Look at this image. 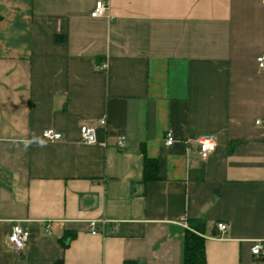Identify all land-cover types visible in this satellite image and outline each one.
Segmentation results:
<instances>
[{"label":"crops","instance_id":"1","mask_svg":"<svg viewBox=\"0 0 264 264\" xmlns=\"http://www.w3.org/2000/svg\"><path fill=\"white\" fill-rule=\"evenodd\" d=\"M0 17V264H184L196 220L206 264L262 262L264 0H0Z\"/></svg>","mask_w":264,"mask_h":264},{"label":"built area","instance_id":"2","mask_svg":"<svg viewBox=\"0 0 264 264\" xmlns=\"http://www.w3.org/2000/svg\"><path fill=\"white\" fill-rule=\"evenodd\" d=\"M108 8L109 6L107 2L98 1L96 3L94 12L91 14V16L92 17L104 16ZM257 64L259 69L264 70V55L257 58ZM105 67L106 66L103 65V68ZM99 124L105 125L106 121L101 120ZM256 124L258 126L264 127V119L257 120ZM80 132L82 136V141L85 144L92 145L97 143L96 129L94 127L82 126ZM42 136L44 140L49 142H57L62 139V135L58 132H55L52 129L45 130ZM173 143H174V138L172 137L171 133H168L167 145L171 146ZM125 144H126V139L124 137L120 138L118 142L119 148H123ZM198 144H199V155L201 156L202 159H207L211 154V152H213L215 149V143L209 139H199ZM102 223L105 224L106 221L103 220ZM90 227L92 229L93 234L97 233L96 230L97 221H91ZM218 229L223 232L227 229V226L225 224H218ZM7 239L15 250L21 251L25 248L26 243L28 242L29 232L26 229H24L20 224L16 223L13 225ZM251 253L253 256L257 258V260L262 261L259 264H264V238L253 241V245L251 247Z\"/></svg>","mask_w":264,"mask_h":264},{"label":"trees","instance_id":"3","mask_svg":"<svg viewBox=\"0 0 264 264\" xmlns=\"http://www.w3.org/2000/svg\"><path fill=\"white\" fill-rule=\"evenodd\" d=\"M1 19V17H0ZM157 161L145 158V180H155L158 178L156 172ZM184 241V264H206L204 225L200 220L192 221ZM124 264H137L135 261H126Z\"/></svg>","mask_w":264,"mask_h":264}]
</instances>
